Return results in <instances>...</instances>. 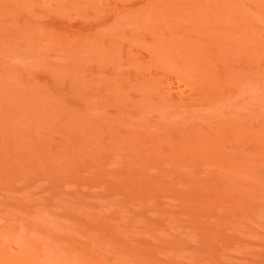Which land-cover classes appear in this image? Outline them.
I'll return each instance as SVG.
<instances>
[{
    "label": "rangeland",
    "instance_id": "rangeland-1",
    "mask_svg": "<svg viewBox=\"0 0 264 264\" xmlns=\"http://www.w3.org/2000/svg\"><path fill=\"white\" fill-rule=\"evenodd\" d=\"M0 264H264V0H0Z\"/></svg>",
    "mask_w": 264,
    "mask_h": 264
}]
</instances>
